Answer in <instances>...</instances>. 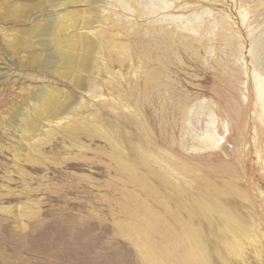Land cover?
<instances>
[{"label":"rangeland","instance_id":"obj_1","mask_svg":"<svg viewBox=\"0 0 264 264\" xmlns=\"http://www.w3.org/2000/svg\"><path fill=\"white\" fill-rule=\"evenodd\" d=\"M36 1L0 0V264H149L143 260L135 240L120 228L121 223L129 221L127 211L136 206L137 199L145 201L177 231L182 229L179 219L188 220V225L200 233L201 240L204 238L210 264H264L247 242L245 260L229 256L220 232L219 217L211 225L194 209L197 199H211L239 215L251 233L253 229V232L258 231V227L252 229L254 221L261 224L260 229L264 232V120L257 103L249 51L252 37L259 36L264 30V2L245 0L240 4L239 0H224L216 7L218 18L230 15L228 33L236 44L244 46L240 59L233 60L227 40L216 28L211 39H204L213 51L206 50L198 42L188 48L177 43L172 46L175 53L168 51V61L150 66L155 72L157 69L156 77L168 91L162 89L161 95L155 92L149 96V105L144 103L142 116L152 139L172 154V161L186 162V166L184 171L169 177L175 184H163V179L153 177L149 181L151 186L141 189L116 171V163L109 155L110 144L100 136L92 139L82 132L80 142L83 147H79L61 131L35 154L36 162L27 159L28 152L20 159L15 157L14 146L25 149L30 146L23 141L25 132L21 129L25 128L24 124L8 122L12 111L38 87L56 86L73 96H79V90H75L69 81L28 64L29 49L23 48L20 53L11 51V39L19 29L44 23L43 19L48 15L81 11L100 4L77 2L58 8L45 7L41 11L31 8L25 14L16 7ZM174 14L188 15V12ZM212 18L206 16L205 24H211ZM149 21L139 19L138 22L143 28L150 25ZM249 25L252 31L248 30ZM185 33L188 39L200 38L199 34ZM58 35L64 36L56 30L53 35L45 33L41 38L25 36V39L30 47L38 43H50L54 47ZM140 72L139 77L146 68ZM143 85L141 77L138 87ZM125 87L129 88L128 82ZM184 99L188 100V105L204 101L209 107L198 118L200 128L197 130L206 131L209 113H212L218 137L222 138L218 148H183L182 121L171 107ZM163 102L169 106L174 103L169 108L171 111L153 108H159ZM64 110L67 109L55 104L50 113ZM30 114V117L35 115L33 110ZM106 115L122 130L126 140L123 146L129 160L136 161L132 143L141 142L142 132L135 125L119 126L114 114ZM17 118L21 117L17 115ZM171 121H174V127H171ZM192 134L189 132L185 138L188 144H197ZM155 166L159 167L158 164ZM140 169L145 173L143 165ZM153 191L158 194L154 195ZM182 200L183 203L186 201L188 211L180 205ZM21 206L27 212H37L36 215L19 222ZM23 223L25 227L20 226ZM155 240L160 248H168L159 235Z\"/></svg>","mask_w":264,"mask_h":264},{"label":"bare ground","instance_id":"obj_2","mask_svg":"<svg viewBox=\"0 0 264 264\" xmlns=\"http://www.w3.org/2000/svg\"><path fill=\"white\" fill-rule=\"evenodd\" d=\"M239 1L243 4L245 0ZM258 1L260 4L264 2V0ZM77 2L90 4L100 2V4L81 11L70 10L56 16L48 15L43 19L44 23L38 22L30 28L17 30L14 39H11L9 43L10 50L13 52L20 53L23 48L29 49L28 64L32 63V66L39 68V71L43 73H53L69 81L75 90H79V96H73L56 86L38 87L21 106L12 111V117L8 122L11 125L24 124L25 128L21 129L25 132L23 141L30 146V149L14 146L15 157L20 159L28 152L27 159L36 162L35 154L43 146L52 142L61 131L64 136L72 139L75 145L83 147L80 135L84 132L92 139L100 136L109 142L111 147L109 155L116 163V171L121 176H126L128 182L134 187L141 189L150 187L149 181L153 177L163 179L165 181L161 180L163 184L168 185L172 182L169 177L184 171L186 162L172 161V154L163 150L152 139L147 121L142 116L144 103L148 102L151 95L155 92H158V96L161 95L162 89L168 91V87L156 77L157 69L155 72L150 66L168 61L167 53L170 50L175 53L176 50L172 51V46L177 43L188 48L192 47L194 42H198L206 50L213 51L212 46H208L204 39H211L216 28L227 40L233 60L240 59L243 56L244 46L236 44L233 36L228 33L231 26L230 15L218 18L215 11L218 3L224 0H72L65 2L37 0L35 4H23L16 7L25 14L31 8L41 11L45 7L58 8ZM242 8L240 5V9ZM185 10L188 15L174 14L177 11L186 12ZM206 16L213 17L209 25L205 24ZM139 19H150V25L141 28ZM170 25L171 28H169ZM247 28L252 31L250 25ZM56 30L64 36L56 37L54 47L50 43L47 45L38 43L30 47L28 39H25V36L41 38L45 33L53 35ZM185 31L194 36L199 34L200 38H189L191 41L188 43L189 36ZM249 51L252 56V74L257 103L260 105L264 120V30L259 36L252 37ZM143 68H146V72L141 75L144 85L138 87L141 78L138 74H141L140 69ZM125 82H128L129 88L125 87ZM188 103V100L184 99L176 107L172 106L174 103L171 107L163 102L159 108L157 106L153 108L156 111L165 112L171 111L169 110L171 107L175 115H180L183 132L185 135L189 132L193 133L192 139L198 142L188 144V139L184 135L181 141L183 148L195 150L218 148L222 138L218 137L216 120L212 113H209L210 121L206 131L197 130L200 128L198 118L209 107L204 101H198L193 105ZM55 104L67 110L51 115L50 111ZM32 110L35 115L30 117ZM106 113L114 114L119 126L135 125L142 132L139 138L141 142L132 143L136 151V161L129 160V155L125 152L126 147L123 146L126 140L122 130L117 125H113L114 123L112 124ZM17 115L21 118L18 119ZM171 127H174V121H171ZM120 134L121 136L117 137ZM124 154L128 157L127 159ZM140 165L145 167V173H142ZM153 193L158 194L156 191ZM185 203L186 201L183 203L182 200L180 205L188 211ZM194 209L211 225L219 217L220 232L229 256L245 260L247 242L248 247L253 248L256 257L264 262V232L260 229V223L254 221L252 229L258 227V231L253 232V229L251 233L239 215L211 199H197V206ZM19 210V222L37 213L27 212L23 206ZM127 213L129 221L120 224L121 231L123 230V233L135 240L143 260L145 259L147 263L210 264L209 253L206 252L204 241H202L204 238L201 240L200 233L190 224L188 225V220L179 219L182 229L177 231L170 226L167 219L152 210L141 199H137L136 206ZM176 218L178 220V217ZM20 226L26 225L23 223ZM158 235L168 245L166 250L157 244L155 239Z\"/></svg>","mask_w":264,"mask_h":264}]
</instances>
